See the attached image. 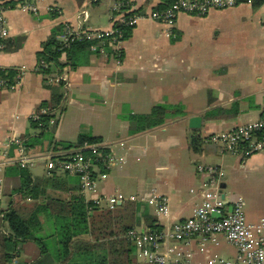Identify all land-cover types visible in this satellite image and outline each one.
I'll return each mask as SVG.
<instances>
[{
	"label": "crops",
	"instance_id": "obj_1",
	"mask_svg": "<svg viewBox=\"0 0 264 264\" xmlns=\"http://www.w3.org/2000/svg\"><path fill=\"white\" fill-rule=\"evenodd\" d=\"M11 1L15 8L4 6ZM128 1L134 12L144 14L165 4V0ZM24 3L35 11L21 9ZM114 7L115 0H0L9 31L6 48L0 52V69L17 72L13 85L0 88V179L8 166L16 165L23 140L35 136L32 117L57 93L64 99L56 109L54 133L42 145L25 150L33 161L28 169L34 177L51 178L45 158L63 154L48 148L51 139L75 143L84 133L100 138V145L113 158L112 166L99 171L106 177L97 179L96 194L87 196V201L116 194L137 198L118 206L140 204L157 219L160 232L171 233L174 224L192 215L213 178L222 214L238 202L245 211L243 196L227 193L229 160L236 159L241 170H263L264 151L243 158L212 141L222 133L264 120V0L213 10L205 16L180 14L173 28L141 20L121 42L120 56L108 50L92 54L75 70L65 68L60 74L65 79L61 87L38 72L37 54L58 28L61 32L65 26L91 33L110 30L117 17ZM84 10L87 20L79 18ZM159 104L178 105L183 114L161 127L131 133L125 116L149 114ZM193 117L201 119L199 129L189 127ZM191 135L202 140L198 152L190 148ZM207 168H215V176ZM61 174L50 182L57 187H48L46 195L68 199L77 178ZM3 203L0 211L6 208ZM245 214L250 223L264 219V214ZM50 234L49 228L39 233ZM199 242L170 239L163 242L160 252L185 258L192 254L196 264L212 256L236 262V249L222 237L217 244L208 242L204 252ZM224 243L234 249L231 257L219 254ZM21 251L20 261L32 260L33 253Z\"/></svg>",
	"mask_w": 264,
	"mask_h": 264
},
{
	"label": "trees",
	"instance_id": "obj_2",
	"mask_svg": "<svg viewBox=\"0 0 264 264\" xmlns=\"http://www.w3.org/2000/svg\"><path fill=\"white\" fill-rule=\"evenodd\" d=\"M119 1H122L123 9L129 8L128 0ZM174 1L165 0V4L155 10H165ZM4 6L12 9L15 8V3L7 2ZM117 29L124 39L130 36L131 30L127 27L119 25ZM60 30L58 28L48 38L37 54L38 72L45 77L60 75L65 68L75 70L86 64L92 54H99L102 47L98 40L78 38L64 44L59 39V34L63 33V29L62 32ZM93 47L97 50L94 51ZM62 56L65 61L61 60ZM16 75L15 70L0 69V82L11 86ZM57 86L61 87L63 83ZM62 99L64 95L56 93L50 101L41 104L38 111L55 110L60 107ZM182 114L183 109L178 105L159 104L149 114H130L125 118L130 123V132L136 134L161 127ZM53 119L48 113L39 112L38 119L31 121L36 134L23 140L22 146L26 151L42 145L43 140H48L54 133L57 123L55 121L51 125ZM201 141L199 136L191 135L190 148L198 152ZM101 142L100 138L82 133L75 143L55 142L51 139L48 148L52 147L54 152L63 153L53 156V160H65L69 152L81 149L85 144L96 145ZM81 153L85 158L95 159L91 150L84 149ZM50 175L51 178L43 180L34 177L30 169L21 168L17 164L6 168L3 177V200L6 208L0 211V264H11L16 258L17 264H147L138 261L135 244L128 234L142 225L151 232L162 230L157 219L148 210H142L140 204L134 203L109 209L87 201L81 194L78 176H74L78 183L70 186L72 194L68 199L51 197L46 195V189L57 187L50 182L59 178L57 173ZM61 175L65 178L72 177L65 173ZM44 228H49L52 234L39 235ZM22 249L33 253L32 260H19Z\"/></svg>",
	"mask_w": 264,
	"mask_h": 264
},
{
	"label": "built area",
	"instance_id": "obj_3",
	"mask_svg": "<svg viewBox=\"0 0 264 264\" xmlns=\"http://www.w3.org/2000/svg\"><path fill=\"white\" fill-rule=\"evenodd\" d=\"M253 0H175L173 4L165 10H153L150 13L134 12L132 6L123 9L122 1L115 0L114 15L115 25L107 31L91 33L82 27L71 28L65 26L60 40L64 44L71 42L73 38L98 40L102 47L99 52L105 54L108 50H113L120 56V44L123 40L122 33L117 26L123 25L132 30L141 20L149 19L162 23L168 28L175 26L177 17L180 14L194 16H205L213 10H224L233 8L239 4H251ZM21 9L34 12L35 8L29 4H21ZM88 11L84 10L79 18L87 20ZM9 38L7 22L3 16V10L0 9V52L6 48V42ZM94 51L96 47L92 48ZM62 59L65 61L64 56ZM20 77H18V80ZM51 84H62L65 79L60 76H48ZM0 88L7 86L0 82ZM41 114H49L54 119L50 122L55 123L57 110L48 111L41 109L32 117L37 120ZM212 142L220 144L224 150L243 156L251 157L256 153L264 151V120L249 123L236 128L233 131L222 133ZM20 144L21 141L17 140ZM22 145V144H21ZM91 150L95 159L85 158L82 150ZM106 148L100 144L87 145L83 148L69 152L65 160H53L52 157L45 158L48 172L65 173L70 176H78L81 185V194L87 196L95 195L97 191V179H104L106 176L99 174V171L113 165V158L106 153ZM21 168H30L33 166L32 159L26 154L25 149L21 147L20 158L15 162ZM209 174L215 176V168H207ZM208 189L203 192L202 201L196 205L192 215L183 222L173 225L172 232H151L147 229H134L128 236L134 242L136 247V256L139 262L147 264H196L192 261V254L186 258L181 254L175 256L161 254L160 248L163 242L170 239L178 242L199 240L201 252H204L207 243L217 244L222 237L228 244L233 246L237 252L236 262L218 258L216 256L208 257L204 264H264V219L257 224L247 221L246 214L241 202L236 203L233 208L222 214L220 209L222 204L219 200L218 190L212 178L208 184ZM3 201V179H0V203ZM96 205L109 209H114L120 203L135 202L137 198H126L122 194H116L111 197L91 198ZM156 201V200H154ZM161 202L160 198L158 199ZM162 203V202H161ZM107 205V206H105ZM162 210H166L165 205L161 204ZM212 241V242H211ZM18 258L13 259L11 264H17Z\"/></svg>",
	"mask_w": 264,
	"mask_h": 264
},
{
	"label": "rangeland",
	"instance_id": "obj_4",
	"mask_svg": "<svg viewBox=\"0 0 264 264\" xmlns=\"http://www.w3.org/2000/svg\"><path fill=\"white\" fill-rule=\"evenodd\" d=\"M229 165L232 169L227 172L229 181L227 193L234 192L243 196L245 213L251 215L264 214V169L257 171L241 170L239 167L242 165L239 166L234 158L229 160ZM48 174L50 175L49 172ZM218 252L225 257H231L234 254V249L224 243Z\"/></svg>",
	"mask_w": 264,
	"mask_h": 264
},
{
	"label": "water",
	"instance_id": "obj_5",
	"mask_svg": "<svg viewBox=\"0 0 264 264\" xmlns=\"http://www.w3.org/2000/svg\"><path fill=\"white\" fill-rule=\"evenodd\" d=\"M189 127L191 129H199L201 127V119L199 117L191 118L189 121Z\"/></svg>",
	"mask_w": 264,
	"mask_h": 264
}]
</instances>
